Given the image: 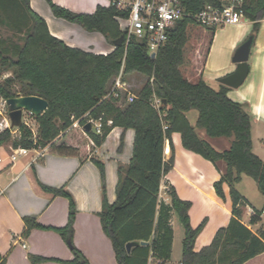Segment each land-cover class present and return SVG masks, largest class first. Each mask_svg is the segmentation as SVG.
Returning <instances> with one entry per match:
<instances>
[{"label": "trees", "instance_id": "trees-1", "mask_svg": "<svg viewBox=\"0 0 264 264\" xmlns=\"http://www.w3.org/2000/svg\"><path fill=\"white\" fill-rule=\"evenodd\" d=\"M53 13L81 24L89 31L101 32L110 41L123 36V43L106 54L85 51L67 45L51 34L44 17L36 12L30 0H0V25L4 24L15 34H23V42L12 36H0V76L10 73L0 81V98L18 95H36L49 102L48 108L35 116L37 134L23 124L20 127L0 130V145L13 147L47 148L61 155H83L94 146L79 127L72 126L75 119L86 113L102 117L101 133L93 129L89 137L100 146L114 127H122L119 149L125 141V131L135 130L133 154L129 162H119L116 200L110 202L104 195L100 217L106 234L110 237L119 264H149L152 254L167 256L171 250L173 231L168 224L169 210L177 213L185 235L180 264H244L264 253V225L257 231L243 222L242 205L245 197L236 184L244 174L252 177L264 195V160L254 152L252 118L241 102L233 100L230 87L221 84L219 89L210 86L201 76L190 80L183 71L187 63L188 27L192 18L179 20L170 31V38L151 56L147 43L132 38L126 45V35L120 30L112 6L99 5L92 13L77 12L47 0ZM223 0H182L191 12L202 10L207 4L221 6ZM245 16L254 21L250 36L254 39L264 17V0H245ZM213 30L216 28H209ZM16 38V37H14ZM123 74L138 73L146 76L137 97L119 103L115 97L105 98L114 78ZM153 78V81L151 79ZM19 86V88H17ZM156 94L166 104L156 109L151 98ZM197 109L198 120L193 125L186 112ZM112 119L113 124L107 125ZM85 125L84 119L81 120ZM164 123L168 127L164 128ZM197 128H203L211 137L232 138L231 147L216 150L200 138ZM17 130L15 134L13 131ZM179 132L183 146L199 153L214 164L225 161L227 168L214 183L217 194L224 198V184L230 187L232 217L227 226L220 227L211 243L196 250V239L206 225L205 218L197 227L190 221L192 202L182 199L173 186L167 188L170 206L160 198L162 178L172 169L175 155L165 160V143ZM105 179L104 163L93 158ZM32 185L37 192L54 198L63 195L70 200L68 222L63 227H53L72 246L75 258L72 264H88L81 251L72 243L76 206L72 195L64 187L43 183L32 165L29 169ZM262 209H254L250 224L261 220ZM28 229L44 227L35 218L26 217ZM139 241L128 251L127 243ZM146 241L148 244H142ZM38 257L35 261L48 260Z\"/></svg>", "mask_w": 264, "mask_h": 264}, {"label": "crops", "instance_id": "crops-1", "mask_svg": "<svg viewBox=\"0 0 264 264\" xmlns=\"http://www.w3.org/2000/svg\"><path fill=\"white\" fill-rule=\"evenodd\" d=\"M30 1L32 8L45 18L51 34L67 45L102 54L116 47L112 41H105L100 32L89 31L79 23L56 16L47 0ZM52 1L70 10L87 13L94 12L99 5H110V0ZM253 26L254 21L245 17L239 24L216 29L204 66L198 73L210 86L219 89L223 84L221 78L236 70L237 64L233 57L252 33ZM249 65L250 72L244 83L238 88L230 87L228 95L241 102L251 115L253 150L264 160V17L252 45ZM186 116L195 125L199 112L192 109L186 112ZM123 130L122 127H114L100 146H96L84 134L95 147L87 157L61 155L42 148L39 151L30 150L27 154L18 153L13 159L16 147L0 145V264H72L75 258L70 243L53 228L67 224L70 200L63 195L51 198L37 192L29 173L32 165L43 183L64 187L72 195L76 206L72 243L88 264H119L112 241L104 231L100 212L105 194L110 202L116 200L119 162H129L133 154L135 130L129 128L125 131L124 146L120 150ZM197 132L200 138L218 151L231 147L230 137H211L203 128H197ZM172 152L175 161L172 169L162 178L161 186H173L182 199L192 202L189 214L193 227L207 218L206 225L196 239V250H200L211 243L217 230L227 226L232 217L229 185L224 184V198L217 194L214 187L227 164L222 160L214 164L201 154L186 149L179 132L172 134V143L170 140L165 143L166 161ZM93 158L104 163L105 179ZM248 178L252 177L244 174L236 188L246 199L242 205L243 222L257 231L264 225V215L255 224H250V218L254 209L264 207V198L260 208L251 204L247 192L239 187ZM169 201L166 200V203L170 206ZM168 214V224L173 231L171 250L167 256L152 254L149 264H180L182 260L185 230L175 210L170 209ZM26 217L35 218L40 224L51 228L32 227L26 232ZM38 257L49 259L35 261ZM244 264H264V253Z\"/></svg>", "mask_w": 264, "mask_h": 264}, {"label": "built area", "instance_id": "built-area-1", "mask_svg": "<svg viewBox=\"0 0 264 264\" xmlns=\"http://www.w3.org/2000/svg\"><path fill=\"white\" fill-rule=\"evenodd\" d=\"M245 0H223L221 6L207 4L198 12L188 11L182 4V0H110L117 11V19L124 23L123 32L126 35V45L132 38L143 40L147 43L150 53L157 51L164 46L170 38V31L175 24L182 19L192 18L194 23L206 28H219L226 25L239 24L245 18L243 3ZM153 81V78L151 79ZM115 97L119 99L121 104L123 101L129 103L137 97V93L133 92L129 87V82L126 80L123 69L114 78L111 90L105 98ZM152 105L160 110L163 106V101L160 97L154 94L151 98ZM72 126L79 127L88 137V131L81 120L85 123L90 122L92 129L97 133H101L104 127L102 117L95 118L89 113H86L82 119L72 117ZM31 120L35 121L34 114L30 111H24L23 124L30 127L33 134H37V128L32 126ZM36 122V121H35ZM113 120H107V125L111 126ZM168 125L164 123L166 129ZM13 128L9 116V108L7 101L0 98V130ZM15 134L17 130L13 131ZM90 138V137H89ZM91 139V138H90ZM92 140V139H91ZM93 141V140H92ZM94 142V141H93ZM42 148H25L17 147L14 150L12 158L15 159L18 153L27 154L30 150L39 151ZM41 152H39V155ZM166 188H168L166 186ZM165 194L167 197H165ZM160 198L170 200L167 189L161 186Z\"/></svg>", "mask_w": 264, "mask_h": 264}, {"label": "rangeland", "instance_id": "rangeland-1", "mask_svg": "<svg viewBox=\"0 0 264 264\" xmlns=\"http://www.w3.org/2000/svg\"><path fill=\"white\" fill-rule=\"evenodd\" d=\"M119 23L120 30L123 31L124 23L117 19ZM101 33V32H100ZM104 35L103 33H101ZM188 34H189V41L187 44V63L183 67V71L186 76H189L193 80L197 79L200 75L198 73L203 68L206 55L209 50L210 42L214 36L213 30L200 26L198 24H192L188 27ZM0 36L8 37L12 36L13 40H16L20 43L23 42V34H15L14 31L4 26V24L0 25ZM16 37V38H14ZM105 41L111 43L109 39H107L104 35ZM10 75V73H4L0 76V81H2L5 77ZM126 80L129 82L130 89L137 93L139 92L140 88L146 82V76L143 74L133 73L126 76ZM19 88V86H17ZM32 126L37 128V122L31 120ZM247 182L239 185L240 189L244 192H247L248 198H250L251 204L253 206H257L260 208L261 201L263 200L264 196L261 194L260 190L258 189L257 183L252 179L248 178ZM166 187L164 191H166ZM264 215V214H263Z\"/></svg>", "mask_w": 264, "mask_h": 264}, {"label": "water", "instance_id": "water-1", "mask_svg": "<svg viewBox=\"0 0 264 264\" xmlns=\"http://www.w3.org/2000/svg\"><path fill=\"white\" fill-rule=\"evenodd\" d=\"M112 42L118 46L123 43V36L118 39L112 40ZM254 42V37L249 36L244 43H242L235 52L233 61L237 64L236 70L225 77L221 78V82L229 87L238 88L240 87L250 72L249 58L252 45ZM152 57L156 56V53L151 54ZM9 108V116L11 119V125L13 127H20L23 125V113L24 111H30L35 116L40 115L44 112L48 106L49 102L43 97L36 95H18L15 97L8 98L7 100ZM166 104V100H163V105ZM85 129L90 131L92 129V124L90 122L86 123ZM140 243L139 241H131L127 243L128 251L135 244ZM142 244H148L146 241H141Z\"/></svg>", "mask_w": 264, "mask_h": 264}]
</instances>
